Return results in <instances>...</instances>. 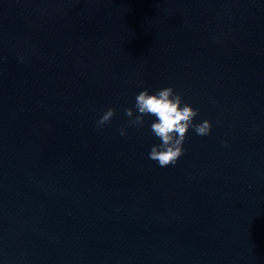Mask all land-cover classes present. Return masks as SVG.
<instances>
[{"label": "water", "instance_id": "95a60500", "mask_svg": "<svg viewBox=\"0 0 264 264\" xmlns=\"http://www.w3.org/2000/svg\"><path fill=\"white\" fill-rule=\"evenodd\" d=\"M163 87L212 125L167 167ZM0 264H264V0H0Z\"/></svg>", "mask_w": 264, "mask_h": 264}, {"label": "clouds", "instance_id": "9594fccd", "mask_svg": "<svg viewBox=\"0 0 264 264\" xmlns=\"http://www.w3.org/2000/svg\"><path fill=\"white\" fill-rule=\"evenodd\" d=\"M136 115L132 108H125L124 114L129 118V127L142 128L144 116H154L155 120L150 125V131L160 141L153 145L149 152V159L157 162L160 167L175 165L178 158L184 154L183 143L186 133L192 129L199 136H207L211 131V123L204 120L194 123L198 109L192 108L187 103H182V94L174 91L172 87H163L150 94L147 89L140 91L135 96ZM115 109L108 108L96 121L97 127H103L111 122ZM120 135H125L122 127Z\"/></svg>", "mask_w": 264, "mask_h": 264}]
</instances>
